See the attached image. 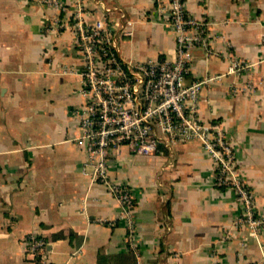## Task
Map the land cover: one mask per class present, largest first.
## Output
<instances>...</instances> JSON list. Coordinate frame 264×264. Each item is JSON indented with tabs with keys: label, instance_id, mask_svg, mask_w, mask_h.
Masks as SVG:
<instances>
[{
	"label": "crops",
	"instance_id": "obj_1",
	"mask_svg": "<svg viewBox=\"0 0 264 264\" xmlns=\"http://www.w3.org/2000/svg\"><path fill=\"white\" fill-rule=\"evenodd\" d=\"M59 13L34 0H0V264H45L25 251L28 234L48 241L51 264H252L264 262V225L238 224L234 191L213 182L197 140L152 156L121 148L110 182L133 195V232L109 187L93 178L76 112L85 101L71 28L77 0ZM87 21L115 20L132 34L130 61L171 57L175 34L156 0H83ZM205 23L210 53L192 50L186 83L208 79L197 117L223 125L236 148L237 174L264 217V0H185ZM56 21L54 30L48 25ZM232 60L252 62L230 72Z\"/></svg>",
	"mask_w": 264,
	"mask_h": 264
},
{
	"label": "built area",
	"instance_id": "obj_2",
	"mask_svg": "<svg viewBox=\"0 0 264 264\" xmlns=\"http://www.w3.org/2000/svg\"><path fill=\"white\" fill-rule=\"evenodd\" d=\"M59 13L68 11L64 0H34ZM163 23L175 34L171 57L130 61L120 56V43L132 34L129 22L118 9L115 20L87 21L83 17L84 1L77 0L71 9V28L81 63L85 101L76 112L80 134L85 143L93 178L105 183L119 201L121 217L133 232V195L118 182L108 180L110 156L121 148L137 156H152L161 147L177 142L197 140L213 163L216 186L234 191L241 210L238 224L254 231L264 225V217H255L252 192L237 174L234 140L217 121L202 122L197 117L199 93L210 78L186 83L193 58L192 50L202 47L210 53L205 23L186 10L185 0H156ZM56 21L48 25L54 30ZM252 62L232 60L230 72H242ZM48 241L36 233L25 240V251L48 260ZM252 264H264L254 262Z\"/></svg>",
	"mask_w": 264,
	"mask_h": 264
}]
</instances>
